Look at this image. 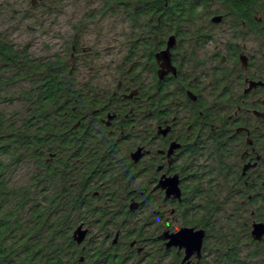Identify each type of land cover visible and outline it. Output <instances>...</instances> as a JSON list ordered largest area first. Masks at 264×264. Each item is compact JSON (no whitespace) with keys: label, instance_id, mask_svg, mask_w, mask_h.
<instances>
[{"label":"flooded vegetation","instance_id":"flooded-vegetation-1","mask_svg":"<svg viewBox=\"0 0 264 264\" xmlns=\"http://www.w3.org/2000/svg\"><path fill=\"white\" fill-rule=\"evenodd\" d=\"M172 1L148 0L147 5L161 9ZM99 4L94 16L110 14L114 21L119 11H124L118 0H99ZM129 4L130 13L121 14L130 33L119 58L104 61L99 50L94 52L77 42L71 46L70 75L77 74L78 83L94 85L97 92L105 93L99 107L87 111L84 118L98 120L101 133L96 138L105 171L119 175L112 197L95 203L133 212L109 215L106 220L110 223L101 231V224L89 223L88 217L79 223L73 235L80 226L86 231L84 240L77 242L82 251L79 264H219L225 254L219 248L205 255L210 236L207 230L194 225L173 229L172 223L181 212L183 217L193 214L188 208H193L198 196L189 192L202 188L205 176L212 177L210 182L220 176L232 184V193L247 200L264 192V85L250 88L251 82L264 84V66L257 64L254 55L244 53V45L241 48L228 42L226 55L216 53L205 58L207 62L218 60L219 66L209 73H198V47L211 40L198 38L197 22L167 24L150 13L148 6L143 22H135L137 1L130 0ZM235 26L233 33H246V24L239 29ZM166 27L178 31L167 33ZM233 46L235 63L229 53ZM243 55L246 66L241 61ZM227 64L233 70L223 71ZM103 76L113 79L104 84ZM231 174L235 176L229 177ZM173 179L177 180L180 198L167 196V183ZM245 188L250 190L246 195ZM150 207L157 209L145 217ZM207 218L210 227L214 215ZM183 228L205 231L200 258L194 253L185 259V248L168 247L170 239L162 238Z\"/></svg>","mask_w":264,"mask_h":264},{"label":"trees","instance_id":"trees-1","mask_svg":"<svg viewBox=\"0 0 264 264\" xmlns=\"http://www.w3.org/2000/svg\"><path fill=\"white\" fill-rule=\"evenodd\" d=\"M129 1L118 0L124 16L130 13ZM135 1L136 22L146 16L148 0ZM214 5L223 8L224 19L246 24L251 33L264 37V0H197V4L174 0L165 8L148 6V10L167 24L201 25ZM201 27L198 38L209 40ZM67 49L37 57L29 46L0 32V264H79L82 251L73 237L79 223L88 217L89 223L101 224V231L110 223L109 215L133 214L126 207L123 211L124 207L95 203L112 197L119 176L105 171L96 138L101 133L98 120L84 118L99 107L105 93L78 83L77 74L70 75L71 47ZM235 51L230 47V55ZM203 191L199 186L189 193L201 200ZM245 191L244 195L250 190ZM247 201L260 203L264 212V193ZM191 209L197 216L192 225L211 235L207 217L216 213L213 204H194L188 212ZM246 238L244 243L236 238L218 245L225 252L219 264H252L258 250L246 255L243 249L261 245L248 233Z\"/></svg>","mask_w":264,"mask_h":264},{"label":"rangeland","instance_id":"rangeland-1","mask_svg":"<svg viewBox=\"0 0 264 264\" xmlns=\"http://www.w3.org/2000/svg\"><path fill=\"white\" fill-rule=\"evenodd\" d=\"M99 6V0H0V32L8 33L20 46H29L31 53L37 57L63 54L65 50L68 51V46L70 48L77 42L84 47L93 48L94 52L99 50L104 61L114 57L119 58L122 55L127 34L130 33V26L120 12L114 21V17H110V14H108L109 17H100L98 13L94 16L93 10ZM87 12L90 15H87ZM223 12V8L214 5L210 10L208 21L198 24L204 28L205 33L211 34L209 44L198 47V73H209L210 70L219 66L218 60L207 62L205 58L209 59L216 53H219V56L226 55L228 42L238 43L241 48L244 45V53L250 57L254 55L257 64L264 66V37L256 36L249 30L241 35L233 33V25H236L234 28L237 29L240 26L232 18L226 17L217 24L213 23L212 18L223 15ZM108 23L112 25L111 28L106 27ZM79 24L84 26L77 28ZM73 37L78 40H73ZM222 70L231 71L233 66L227 64ZM112 79L103 76L102 83H108ZM211 178L205 176V179L201 180L204 189L201 194L202 201L200 198L196 201V204H213V211L216 212L213 225L210 226L211 235L205 243L207 246L205 255L230 239L237 238L244 243L247 240V233L249 235L252 230L253 223L264 222V212L263 215L260 212V203L248 202V197L243 198L241 195L232 193V184L223 181L220 176L215 182H210ZM215 207L218 208L217 211L214 210ZM153 209L157 208L150 207L144 213L145 215H142L146 217ZM181 215L182 212L177 214L176 220L172 223L173 229L190 226L196 220L195 211L186 217ZM260 245L250 244L243 249L246 255L258 250L252 259V264H264V241Z\"/></svg>","mask_w":264,"mask_h":264},{"label":"water","instance_id":"water-1","mask_svg":"<svg viewBox=\"0 0 264 264\" xmlns=\"http://www.w3.org/2000/svg\"><path fill=\"white\" fill-rule=\"evenodd\" d=\"M222 20V16H215L212 21L214 23H219ZM174 40V37H171L170 42ZM241 61L244 66L247 65V58L243 55L241 56ZM258 85H264L262 82H251L250 88L257 87ZM140 157V153H136L134 159L137 161ZM169 189L166 191L167 196L175 195L177 198H180V190L178 188V183L176 179H173L167 183ZM86 235V231L82 230V227H78V229L74 232V239L81 243L84 240ZM205 231L203 229L195 230L194 228H183L179 232L175 234H165L163 239H170V242L167 244L170 246H177L180 248L186 249V258H189L194 253H197L199 258L201 257V251L203 247V242L205 238ZM251 235L254 241L261 242L264 239V223L263 222H255L252 225Z\"/></svg>","mask_w":264,"mask_h":264}]
</instances>
